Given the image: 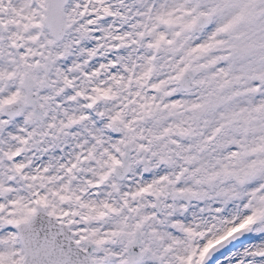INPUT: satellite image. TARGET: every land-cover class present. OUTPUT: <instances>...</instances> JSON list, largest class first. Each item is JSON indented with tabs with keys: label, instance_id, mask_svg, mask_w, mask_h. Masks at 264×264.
Segmentation results:
<instances>
[{
	"label": "snow or ice",
	"instance_id": "snow-or-ice-1",
	"mask_svg": "<svg viewBox=\"0 0 264 264\" xmlns=\"http://www.w3.org/2000/svg\"><path fill=\"white\" fill-rule=\"evenodd\" d=\"M0 264H264V0H0Z\"/></svg>",
	"mask_w": 264,
	"mask_h": 264
}]
</instances>
